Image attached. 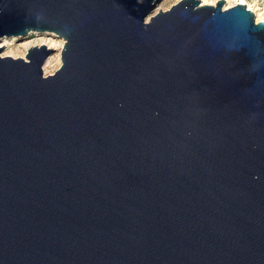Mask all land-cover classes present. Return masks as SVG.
Masks as SVG:
<instances>
[{
	"label": "water",
	"instance_id": "water-1",
	"mask_svg": "<svg viewBox=\"0 0 264 264\" xmlns=\"http://www.w3.org/2000/svg\"><path fill=\"white\" fill-rule=\"evenodd\" d=\"M159 1L0 0V264H264V22Z\"/></svg>",
	"mask_w": 264,
	"mask_h": 264
},
{
	"label": "rangeland",
	"instance_id": "rangeland-1",
	"mask_svg": "<svg viewBox=\"0 0 264 264\" xmlns=\"http://www.w3.org/2000/svg\"><path fill=\"white\" fill-rule=\"evenodd\" d=\"M179 0H160L156 7L153 9L152 14L168 9L171 5ZM205 1V3H203ZM217 0H200V4H215ZM240 0H224L223 5L227 7L238 3ZM245 5L255 4L256 6L263 8L264 0H244ZM224 7V6H223ZM149 18V17H148ZM42 43V44H41ZM64 40L53 32H36L32 31L25 37L10 36L3 37L0 41V55L1 56H12V57H25L27 49L33 46L40 47L45 45L46 49L51 48V53L48 54L46 60L50 58L48 65L44 68L46 60L43 64V75L53 73L60 65V50L63 46Z\"/></svg>",
	"mask_w": 264,
	"mask_h": 264
},
{
	"label": "bare ground",
	"instance_id": "bare-ground-1",
	"mask_svg": "<svg viewBox=\"0 0 264 264\" xmlns=\"http://www.w3.org/2000/svg\"><path fill=\"white\" fill-rule=\"evenodd\" d=\"M239 2L244 3V4L246 3V1H244V0H240ZM203 3H205V1H203ZM223 6H224V8L227 7V5H223ZM248 8L254 13L255 21L262 20L264 22V7L260 8V7L256 6L255 4H252L250 6L248 5ZM49 60H50V58H48L46 60L44 68L48 65Z\"/></svg>",
	"mask_w": 264,
	"mask_h": 264
}]
</instances>
